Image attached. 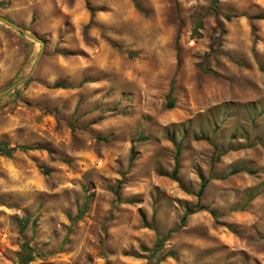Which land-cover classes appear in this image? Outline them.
I'll use <instances>...</instances> for the list:
<instances>
[{
  "label": "rangeland",
  "instance_id": "374dc122",
  "mask_svg": "<svg viewBox=\"0 0 264 264\" xmlns=\"http://www.w3.org/2000/svg\"><path fill=\"white\" fill-rule=\"evenodd\" d=\"M0 15L44 42L0 98L15 148L0 264H264V0H0ZM39 49L0 22V91Z\"/></svg>",
  "mask_w": 264,
  "mask_h": 264
},
{
  "label": "trees",
  "instance_id": "16d2710c",
  "mask_svg": "<svg viewBox=\"0 0 264 264\" xmlns=\"http://www.w3.org/2000/svg\"><path fill=\"white\" fill-rule=\"evenodd\" d=\"M91 12L93 13L94 10H91ZM264 19V18H263ZM53 88H65V84L63 83H55L53 84L52 86ZM168 107L169 108H172L173 107V101H170V103H168ZM146 138L144 137H140L139 140H145ZM169 140L174 144V146L176 147L177 149V153H176V159L177 160V157L179 155V152H178V149H179V145L175 142V140L172 138V137H169ZM264 147V145H263ZM21 150L25 151L27 150L26 147H20ZM15 151V148H12V149H9L7 148V145L3 142H0V155L2 156H5V157H10L12 155V153ZM44 173H48L47 170L44 171ZM231 173H236V171H233ZM177 174H178V163L177 161L175 162V166L173 168V170L171 171V173L169 175H167L171 180L173 181H178V178H177ZM205 187V182L202 184V187L199 189V195L203 192V188ZM116 193V192H115ZM118 198V197H117ZM116 198V199H117ZM196 211L195 210H189L183 217H182V220H181V223H183V221L185 220V218L189 215H192L194 214ZM212 216H215V214L213 212H210ZM168 235L166 236H160L158 237L157 241H156V244L154 245V249L153 251L152 250H149V249H146V248H143L142 250L143 251H151L152 253V256H156L154 253L155 251L158 252L160 250V248L163 246V243L166 241ZM20 262L21 264H27L28 262H30L33 258V255L31 254V252H28L24 255H20ZM166 257H169V258H172L174 259L175 256L173 253L171 252H167L165 253L161 258H158L156 262L158 261H161L162 259L166 258ZM156 264V263H154Z\"/></svg>",
  "mask_w": 264,
  "mask_h": 264
},
{
  "label": "water",
  "instance_id": "95a60500",
  "mask_svg": "<svg viewBox=\"0 0 264 264\" xmlns=\"http://www.w3.org/2000/svg\"><path fill=\"white\" fill-rule=\"evenodd\" d=\"M0 22L7 25L8 27L12 28L13 30L17 31L19 34L31 39L32 41L36 42L39 44L40 49L39 52L37 54V57L35 58V61L30 69V71L28 72V74L22 76L21 78H19L18 80H16L14 83H12L9 87L5 88L4 90L0 91V98L7 95L8 93L12 92L13 90H15L16 88H18L20 85L24 84L26 81H28L34 74L40 59L43 55V51H44V42L42 39H40L36 34L27 31L26 29H24L23 27L19 26L18 24H15L14 22H12L11 20L3 17L0 15Z\"/></svg>",
  "mask_w": 264,
  "mask_h": 264
}]
</instances>
